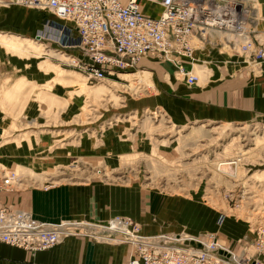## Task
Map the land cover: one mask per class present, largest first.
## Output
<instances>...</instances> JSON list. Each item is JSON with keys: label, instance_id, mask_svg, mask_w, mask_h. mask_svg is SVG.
<instances>
[{"label": "rangeland", "instance_id": "374dc122", "mask_svg": "<svg viewBox=\"0 0 264 264\" xmlns=\"http://www.w3.org/2000/svg\"><path fill=\"white\" fill-rule=\"evenodd\" d=\"M149 1L147 8L160 3ZM253 6L258 13L261 1L253 0ZM12 7L16 9L5 10ZM0 9L5 10L0 17V60L15 74L3 79L0 88L4 108L0 113L3 120L13 121V130L4 129L2 140L13 139L19 147L35 149L37 156L20 157L17 163L0 161L1 184L14 188L97 183V198L107 216L52 221L94 226L61 241L69 236L95 240L94 231L105 232L99 227L115 226L120 218L129 221L130 231H138L150 241L187 238L196 248L214 241L236 260L255 257L254 227L264 220V117L224 119L208 107L194 104L186 109L183 100L162 94L164 84L173 79L187 86L202 83L213 66L223 63L211 52L235 56L231 51L220 52L210 45L196 48L194 59L186 61L189 69L184 62V69L198 76L192 84L185 82L174 62L153 55L144 58V66L88 79L69 62L72 54L83 57L81 53L40 39L44 20L53 14L2 0ZM47 13L50 17L41 19ZM260 36L264 39V33ZM159 63H163L162 72ZM121 72L135 76L127 78ZM17 82V91L7 95L6 89ZM10 102L14 109L7 108ZM28 102L38 109H23ZM106 139L116 149L110 157L106 153L111 151L89 152L103 147ZM32 144L34 148H30ZM235 160L239 162L236 176L219 170L220 163ZM152 194L153 201L159 199L155 205L145 199ZM247 233L248 238L244 237ZM100 234L105 239L98 240H112L108 234ZM129 245L132 253L134 246Z\"/></svg>", "mask_w": 264, "mask_h": 264}, {"label": "built area", "instance_id": "2783aa9c", "mask_svg": "<svg viewBox=\"0 0 264 264\" xmlns=\"http://www.w3.org/2000/svg\"><path fill=\"white\" fill-rule=\"evenodd\" d=\"M2 1L52 12L57 19H45L38 34L81 53L83 57L72 54L70 64L88 79L138 67L144 56L153 55L174 62L178 73L191 84L197 75L186 71L184 62L192 61L194 50L203 45L231 51L252 71L264 68V39L260 38L264 31L257 29L259 14L253 0H160L162 9L156 17L141 10L142 0ZM5 187L0 183V190ZM117 221L126 227V238L120 240L134 246L126 264H264V220L254 227L255 257L239 260L221 253L214 241L198 249H192L187 238L149 241L151 238L138 231H130L129 221ZM87 228L81 222L52 223L28 209L0 206V241L30 251L53 247L63 237L85 233Z\"/></svg>", "mask_w": 264, "mask_h": 264}, {"label": "crops", "instance_id": "0c3cea01", "mask_svg": "<svg viewBox=\"0 0 264 264\" xmlns=\"http://www.w3.org/2000/svg\"><path fill=\"white\" fill-rule=\"evenodd\" d=\"M146 1H141L143 12L152 17L158 16L162 9L161 4L156 3L153 6L150 4L152 8H147ZM152 1L149 2L153 3L154 1ZM260 1L262 4L259 9L261 17L258 20L257 29L264 31V0ZM15 9L16 7H12L5 10L13 11ZM5 10L0 9V17L3 16V11ZM49 15L42 16L41 19L50 17ZM0 24H2V21H0ZM212 54L221 57L223 63L220 67L213 66L210 74L205 77L202 83L196 82L197 84L195 83L193 86H187L184 81L173 79L168 84H164L162 94H167L169 97L175 96V98L183 100L185 103L183 107H186V109H189L191 106L194 107V104L208 107L213 111H217L224 119L238 120L259 116L264 117V68L252 71L243 62L239 61V58L236 56H229L227 54L218 55L216 51H212ZM0 61L1 88L4 83L3 79H6L8 75L13 77L15 74L12 67L10 71L8 70V64L4 60L1 59ZM145 61L146 59H142L139 66L146 65ZM161 64L163 63H159V72L163 70ZM187 67L188 69L190 68L189 65ZM135 74H139V72L137 71ZM165 75L167 76L168 73H164ZM18 88L19 82L6 89L7 95L12 96L15 93L14 90L17 91ZM9 104L10 106H7V108H15L13 102ZM3 109V106L0 105V111ZM23 109L34 111L38 107L33 102H28ZM3 118L0 113V161L17 163L21 159L20 157H35V149H25L22 148L23 146L19 147L13 139L11 141L2 140L4 129H11L13 125L12 120H3ZM86 140L84 139V142ZM104 143L103 147L89 152H97L98 154L111 151V153H106V155H112L116 151V149L111 147L113 143L109 139H106ZM33 145H30V148H34ZM84 145L86 148L91 147V144L87 143V141ZM31 173L33 172L31 171ZM98 188L99 185L95 182L81 184L59 182L58 184H26L21 187H5L0 190V206L6 205L13 208L30 209L35 217L50 222L59 221L60 219L65 220V218L71 217H105L108 211L98 201ZM153 195L145 197V199L150 200V205H155L159 201V199L153 201ZM143 204L147 205L146 200ZM102 227L99 228L104 229L106 232L108 227ZM226 234H229V232H226ZM244 237L248 238V233ZM98 239H101V237L93 240L87 236H69L53 247L37 251H30L23 247L0 241V264L127 263L132 248L129 243ZM224 250L227 251L226 249ZM230 254L232 258V253L230 252ZM234 259L236 260V257Z\"/></svg>", "mask_w": 264, "mask_h": 264}, {"label": "bare ground", "instance_id": "6f19581e", "mask_svg": "<svg viewBox=\"0 0 264 264\" xmlns=\"http://www.w3.org/2000/svg\"><path fill=\"white\" fill-rule=\"evenodd\" d=\"M256 3V2H255ZM142 6H143V4H142V2H141V10H142ZM257 9H258V6H257ZM143 11V10H142ZM52 13V12H51ZM260 12H259V9H258V14H259ZM260 15V14H259ZM53 18H55V19H57V17L53 14ZM40 39L41 40H48V39H46V38H44L42 35L40 36ZM75 51H77V50H75ZM198 52V51H197ZM228 52H230V51H228ZM75 56V55H74ZM147 56H149V55H147ZM147 56H144L143 57V59L145 58V57H147ZM72 58H73V56L71 55V60H72ZM70 62V61H69ZM242 62V61H241ZM126 69H128V68H126ZM120 75L121 76H124V77H131V76H135V75H132L131 73H120ZM200 78H201V76H199ZM197 80H198V76H197ZM196 80V81H197ZM195 81V82H196ZM194 82V83H195ZM192 84V83H191ZM238 160V159H237ZM237 160H235V161H225V162H222V163H220L219 164V170L221 171V172H224V173H226V174H229V175H232V176H236L237 175V173H238V171H239V162L237 161ZM238 166V167H237ZM92 225H90V226H88L89 228H93V227H91ZM110 226V225H109ZM115 227V228H114ZM98 228V227H97ZM121 229V230H123L122 232L119 230V229ZM99 229V228H98ZM125 230H126V227L123 225V223H120V222H118L117 221V223L115 224V226H112V223H111V227L110 228H107V232H110V231H112V232H114V235L113 236H108V238L110 239H112V241H117V240H119V241H121L120 239H123L124 237H125V235H126V233H125ZM86 233V232H85ZM94 233V235L96 236V237H101V239H105V236H102L101 234H100V232L99 231H94L93 232ZM97 233V234H96ZM122 233H124L123 235H120V234H122ZM150 241V240H149ZM154 243H156L155 241H153ZM197 242H199V241H196V243ZM195 242H193V244L195 245L196 244ZM201 244H202V242L200 243L199 242V246H201ZM203 244H205V246L204 247H207V243L206 242H203ZM190 246V245H189ZM191 247V246H190ZM217 248H219V249H221L219 246H216ZM192 249H198V248H196L195 246L194 247H191ZM221 253H223V254H225V255H229L228 257H230L231 256V254H230V252H228V251H225V250H221ZM231 258V257H230ZM233 259H234V256L232 257ZM231 258V259H232ZM232 259V260H233ZM235 260V259H234Z\"/></svg>", "mask_w": 264, "mask_h": 264}, {"label": "water", "instance_id": "95a60500", "mask_svg": "<svg viewBox=\"0 0 264 264\" xmlns=\"http://www.w3.org/2000/svg\"><path fill=\"white\" fill-rule=\"evenodd\" d=\"M199 245V243H197Z\"/></svg>", "mask_w": 264, "mask_h": 264}]
</instances>
